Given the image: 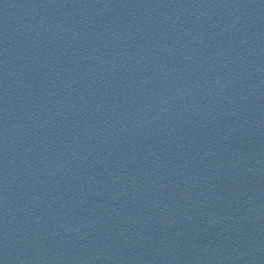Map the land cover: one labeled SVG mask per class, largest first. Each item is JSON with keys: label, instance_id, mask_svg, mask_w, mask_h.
I'll use <instances>...</instances> for the list:
<instances>
[{"label": "water", "instance_id": "water-1", "mask_svg": "<svg viewBox=\"0 0 264 264\" xmlns=\"http://www.w3.org/2000/svg\"><path fill=\"white\" fill-rule=\"evenodd\" d=\"M0 264H264V0H0Z\"/></svg>", "mask_w": 264, "mask_h": 264}]
</instances>
